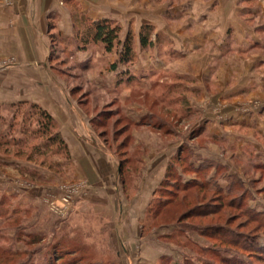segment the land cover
Here are the masks:
<instances>
[{
  "label": "rangeland",
  "instance_id": "374dc122",
  "mask_svg": "<svg viewBox=\"0 0 264 264\" xmlns=\"http://www.w3.org/2000/svg\"><path fill=\"white\" fill-rule=\"evenodd\" d=\"M125 1L135 10L121 11L112 20L122 28V41L128 31L133 35L156 21L163 7L168 14L175 6L215 2ZM240 4L249 7L244 17L259 37L252 53L263 58L264 0ZM190 16L181 10L178 22H191ZM198 17L196 12L193 20ZM77 39L73 45L56 42L51 65L65 75L100 140L117 161L127 162L110 174L109 182L116 179L112 192L98 191L69 170L64 150L45 144L49 135L41 134L33 103L0 107V264H264V61L256 64L260 77L239 88L241 96L231 92L228 103L207 98L193 113L182 96L178 103L175 96L165 97L172 89L171 75L133 87L128 97L120 90H100L88 76L108 64L87 60L78 65L70 57ZM122 46L106 52L120 57ZM243 81L248 78H227L228 88ZM177 88L187 89L184 84ZM133 102L146 106L142 119L160 128L129 124ZM208 113L211 126L202 122ZM55 123L52 131L59 132ZM172 159V180L179 181L174 195L159 189ZM185 184L189 188H182ZM53 202L68 208L57 213Z\"/></svg>",
  "mask_w": 264,
  "mask_h": 264
},
{
  "label": "crops",
  "instance_id": "0c3cea01",
  "mask_svg": "<svg viewBox=\"0 0 264 264\" xmlns=\"http://www.w3.org/2000/svg\"><path fill=\"white\" fill-rule=\"evenodd\" d=\"M243 1L246 0L189 3L185 8L175 6L168 14L164 7L159 9L156 14L161 13L160 17L145 23L155 26L159 38L155 37L152 47L143 48L140 42L143 25L140 26L133 33L135 53L127 64L119 62V56L108 54L105 46L97 43L85 49L76 43L77 51L70 57L78 65L87 60L107 62V68L102 66L99 72L90 73L88 77L100 90L113 94L120 90L128 97L133 87L151 85V79L162 74L166 78L171 75L172 89L167 97L175 96L177 103L180 101L177 97H186L193 113L201 111V104L207 98L228 103L227 96L231 92H237L236 97L241 96L238 93L243 89L241 85L260 77L256 64L264 61V57L252 53L258 47L259 37L249 18L244 17L249 7L241 5ZM131 4L125 0H0V107L30 102L47 110L57 120L67 144L69 170L98 191L112 192L116 179H112L114 185L109 182L110 174L118 171L119 163L115 153L100 140L83 104L73 97L75 92L67 85L65 75L51 65V49L56 42L75 44L78 31L84 30L79 17L113 20L121 11L135 10ZM181 10L184 15L192 14V20L196 12L199 17L182 24L177 18ZM192 10H196L195 13ZM238 75L248 81L228 88L227 78ZM100 78L106 85L105 81H98ZM179 84L187 89L178 90ZM128 108L133 111L129 114L133 125L142 126L147 107L133 102ZM202 120L209 126L214 124L209 113ZM132 134L139 139L136 132Z\"/></svg>",
  "mask_w": 264,
  "mask_h": 264
},
{
  "label": "trees",
  "instance_id": "16d2710c",
  "mask_svg": "<svg viewBox=\"0 0 264 264\" xmlns=\"http://www.w3.org/2000/svg\"><path fill=\"white\" fill-rule=\"evenodd\" d=\"M78 21L80 22V25H82L84 27L83 32H80V30L78 31L77 37H78V43L81 46V48L85 49L89 44L91 43H101L105 46V50L110 53L112 52L117 46L123 44L122 49L120 51V57H119V62L127 64L130 63L131 60L133 59L134 56V44H133V35L132 33L129 31L127 34V37L125 38L124 41L121 40L120 38V33H121V26L117 25L116 23H114V21H112L111 19H100V20H91L85 16H81L78 18ZM153 26L152 25H143L141 28V32H140V42H141V46L144 47H152L154 44V40L152 38V34H153ZM158 36V35H157ZM157 36H155L156 38H158ZM117 62L113 64V66L116 67ZM167 96V94L165 95V97ZM182 102H184L185 105H189L186 97H182L181 98ZM20 103V104H19ZM18 104L16 103V105H13V107H18L21 104H25L27 102H19ZM30 106L33 109L37 110L38 115H40L39 119L42 125V135H49V137L47 138V140L45 141V144L47 143L48 145H53L56 144L59 146L60 149L65 151L66 154V159H70V153L67 147V144L63 138V136L60 134V132L56 131L53 132L52 130L55 127V119L54 117L45 109H43L42 107H40L37 104H30ZM190 108V107H189ZM129 121V124H133L131 122V120L129 118H127ZM142 124L144 125H151L154 126L155 128H160V126H156V123H152V122H146L142 119L141 121ZM174 158V157H173ZM119 160V164H120V170L122 169V166L125 165V163L127 162L126 158L125 159H120ZM175 166H176V162H174V160H171V163L167 169L166 172V177L164 179V181L161 183L159 189H162L166 192V194H175V189H177V182L179 181H174L172 180L173 175L175 174ZM195 170V171H199ZM195 180V179H194ZM198 185L202 186L204 185L205 187V183L200 182L197 183ZM184 189L189 188L188 184L182 185ZM158 189V190H159ZM157 190V191H158ZM235 193L234 189H230L229 190V194L231 193ZM220 196H222L221 193H219ZM163 199L165 200H170V198L168 199V197H166L164 195ZM222 199H224L222 197Z\"/></svg>",
  "mask_w": 264,
  "mask_h": 264
},
{
  "label": "built area",
  "instance_id": "2783aa9c",
  "mask_svg": "<svg viewBox=\"0 0 264 264\" xmlns=\"http://www.w3.org/2000/svg\"><path fill=\"white\" fill-rule=\"evenodd\" d=\"M64 200H67V202H69V199L64 198ZM52 208L57 212V213H64L65 209L67 210V206L65 209H61L59 208L54 202L52 203Z\"/></svg>",
  "mask_w": 264,
  "mask_h": 264
}]
</instances>
